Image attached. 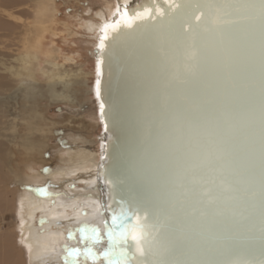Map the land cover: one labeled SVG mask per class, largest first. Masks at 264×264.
Masks as SVG:
<instances>
[{"label":"water","instance_id":"95a60500","mask_svg":"<svg viewBox=\"0 0 264 264\" xmlns=\"http://www.w3.org/2000/svg\"><path fill=\"white\" fill-rule=\"evenodd\" d=\"M114 264H264V0H126L92 48Z\"/></svg>","mask_w":264,"mask_h":264},{"label":"rangeland","instance_id":"374dc122","mask_svg":"<svg viewBox=\"0 0 264 264\" xmlns=\"http://www.w3.org/2000/svg\"><path fill=\"white\" fill-rule=\"evenodd\" d=\"M114 3L27 0L15 9L9 7L14 16L0 10V127H4L0 132V264H26L16 240L19 193L45 195L38 189H46L48 196H57L59 188H48L45 177L52 174L54 184L62 169L71 168L74 147L100 155L101 125L92 93L95 37L83 25L100 21L97 13L108 12ZM41 4L43 18L38 22L35 13ZM64 88L71 94L68 100L62 99ZM69 186L81 188L84 183L72 181ZM67 233L69 240L82 235L84 244L90 234L86 231V238L79 228ZM67 244L63 243L64 249ZM63 256L65 261L68 255Z\"/></svg>","mask_w":264,"mask_h":264},{"label":"bare ground","instance_id":"6f19581e","mask_svg":"<svg viewBox=\"0 0 264 264\" xmlns=\"http://www.w3.org/2000/svg\"><path fill=\"white\" fill-rule=\"evenodd\" d=\"M116 1L123 2L126 0ZM0 3L5 7V9H2L0 4L1 11L7 12L9 16H14L15 13L12 11V8L14 7L15 9L21 3L26 4L27 0H5L4 3L0 0ZM42 5L35 13V19L38 22H42L41 19L43 18L41 16V13H43L41 10ZM116 7L117 3H114L107 8L108 12H105L104 9L99 11L97 15L101 17V20L98 22L93 20L87 21L83 25L84 28L96 37L101 23L108 19L109 14L111 16ZM30 50L26 51L27 55L30 54ZM13 61H16V56ZM13 67L14 65H11L10 68L13 69ZM7 69L9 68L7 67ZM70 95L64 88L62 99L68 100ZM3 128V126L0 127V132ZM74 148L72 151L73 156L69 153V159L72 161L71 168L66 170V172H63L62 169L57 176L58 181L54 184V180L51 179L53 178L52 174H49L47 178L45 177L46 183L49 184L47 187L51 189L59 188V195L48 196L26 191L19 193L17 214L19 235L16 240L22 246L19 248V252L26 264H114V236L104 222L105 215L100 204V192L96 181L99 157L95 156L98 159L96 161L94 155L91 153L92 151L90 152L78 147L75 151ZM72 181H82L84 186L81 188H71L69 183ZM38 212L41 213L39 216L42 219L41 227H38L36 222ZM62 228H66L67 230L79 228L80 232L84 228L90 233L89 239L86 244L81 239L82 235L74 236L73 239L69 240L67 239L69 233ZM93 229H98L99 231V237L95 239L91 238L95 236V233L92 231ZM64 242H68L67 249L63 248ZM69 249H79L80 251L75 256H69ZM88 249H91L96 259H92L91 256L86 254ZM65 253H67L68 257L64 261L63 254Z\"/></svg>","mask_w":264,"mask_h":264},{"label":"snow or ice","instance_id":"6c2138e0","mask_svg":"<svg viewBox=\"0 0 264 264\" xmlns=\"http://www.w3.org/2000/svg\"><path fill=\"white\" fill-rule=\"evenodd\" d=\"M38 191H41L43 194L48 195L46 189H38ZM92 231L95 233V236L91 237V238L95 239V238L99 237L98 229H93ZM81 232L84 233L86 238H87V233H86V230L84 228L81 229ZM70 236H74V233H70ZM79 251H80L79 249H69L68 255L69 256H75V255H77L79 253ZM86 254L88 256H91L92 259H96L95 254L91 251V249H88L86 251Z\"/></svg>","mask_w":264,"mask_h":264}]
</instances>
